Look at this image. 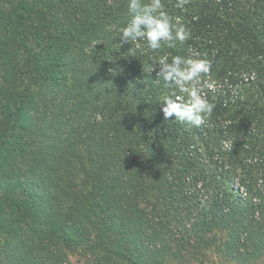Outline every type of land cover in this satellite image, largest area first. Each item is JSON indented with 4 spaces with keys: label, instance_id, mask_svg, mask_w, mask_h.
Segmentation results:
<instances>
[{
    "label": "trees",
    "instance_id": "obj_1",
    "mask_svg": "<svg viewBox=\"0 0 264 264\" xmlns=\"http://www.w3.org/2000/svg\"><path fill=\"white\" fill-rule=\"evenodd\" d=\"M163 3L152 51L128 0H0L3 264H264V0ZM205 53L212 115L165 119L148 68Z\"/></svg>",
    "mask_w": 264,
    "mask_h": 264
},
{
    "label": "clouds",
    "instance_id": "obj_2",
    "mask_svg": "<svg viewBox=\"0 0 264 264\" xmlns=\"http://www.w3.org/2000/svg\"><path fill=\"white\" fill-rule=\"evenodd\" d=\"M190 0H176L177 8H184ZM163 0H128V11L130 18L121 29V41L146 40L147 47L152 51L159 50L162 42L168 48H175L176 42L181 43L191 36L190 30L179 22L173 23V18L164 10ZM213 60L207 54H197L195 57H184L174 55L161 56L148 68L158 67V77L162 78L168 85L175 86L181 93H186L188 102H184L182 96L171 93L162 100V113L165 119L175 117L182 124L200 127L205 120L212 115L215 105L210 103L204 91V75L210 74Z\"/></svg>",
    "mask_w": 264,
    "mask_h": 264
},
{
    "label": "rangeland",
    "instance_id": "obj_3",
    "mask_svg": "<svg viewBox=\"0 0 264 264\" xmlns=\"http://www.w3.org/2000/svg\"><path fill=\"white\" fill-rule=\"evenodd\" d=\"M3 240H4V236L2 234H0V264H3V259L5 257V252H4V248H3V243H4ZM72 259H73V261H75V260L81 259V257L78 255H75L72 257ZM210 260L211 261L208 262L210 264H225V263H222V261H220V259L216 255L211 256Z\"/></svg>",
    "mask_w": 264,
    "mask_h": 264
}]
</instances>
